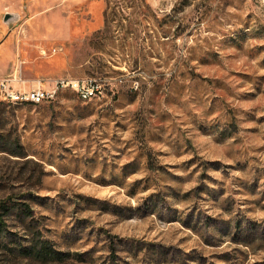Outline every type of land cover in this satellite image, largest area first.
Masks as SVG:
<instances>
[{"label":"rangeland","instance_id":"rangeland-1","mask_svg":"<svg viewBox=\"0 0 264 264\" xmlns=\"http://www.w3.org/2000/svg\"><path fill=\"white\" fill-rule=\"evenodd\" d=\"M14 71L101 93L0 97V264H264V0H0Z\"/></svg>","mask_w":264,"mask_h":264},{"label":"built area","instance_id":"built-area-1","mask_svg":"<svg viewBox=\"0 0 264 264\" xmlns=\"http://www.w3.org/2000/svg\"><path fill=\"white\" fill-rule=\"evenodd\" d=\"M48 82L50 83L48 87L36 85L35 87L29 86L25 88L24 85L29 84V81L23 80L17 71H14L12 75L0 79V97L7 103L10 101H21L24 103L39 104L54 100L59 92V86L64 85L77 86V93L80 94L81 99L85 100L98 96L101 93L99 86L94 84L91 79L79 80L64 77L48 80Z\"/></svg>","mask_w":264,"mask_h":264},{"label":"trees","instance_id":"trees-1","mask_svg":"<svg viewBox=\"0 0 264 264\" xmlns=\"http://www.w3.org/2000/svg\"><path fill=\"white\" fill-rule=\"evenodd\" d=\"M14 206V204L0 202V235L2 233H5L6 235L8 234L6 219L9 217L13 210H15L17 215H19V218L21 215L25 217L28 216V214L30 213V208L27 202H19L16 205L17 208ZM8 235L9 237L12 236L10 232ZM14 250L18 255L22 257H31L33 259L42 261H46L50 257L60 259L61 256L59 252H55L52 250V248H50L47 243V240L42 238L39 232H36V234L32 235V242L30 244L20 245L19 247L14 248Z\"/></svg>","mask_w":264,"mask_h":264},{"label":"crops","instance_id":"crops-1","mask_svg":"<svg viewBox=\"0 0 264 264\" xmlns=\"http://www.w3.org/2000/svg\"><path fill=\"white\" fill-rule=\"evenodd\" d=\"M32 82V85H40V86H43V87H48L50 86V83L49 82H40V84H38L39 82H36V81H31ZM34 82H36V84H34Z\"/></svg>","mask_w":264,"mask_h":264},{"label":"bare ground","instance_id":"bare-ground-1","mask_svg":"<svg viewBox=\"0 0 264 264\" xmlns=\"http://www.w3.org/2000/svg\"><path fill=\"white\" fill-rule=\"evenodd\" d=\"M96 9V8H95ZM43 53V52H42ZM62 86H59V88ZM9 103H22L21 101H10Z\"/></svg>","mask_w":264,"mask_h":264}]
</instances>
